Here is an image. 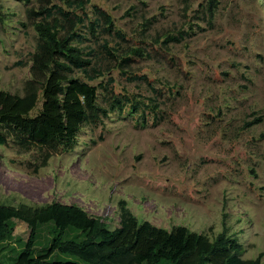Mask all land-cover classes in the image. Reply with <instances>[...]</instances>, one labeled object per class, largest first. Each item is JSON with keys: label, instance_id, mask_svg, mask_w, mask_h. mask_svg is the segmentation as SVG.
Instances as JSON below:
<instances>
[{"label": "rangeland", "instance_id": "rangeland-1", "mask_svg": "<svg viewBox=\"0 0 264 264\" xmlns=\"http://www.w3.org/2000/svg\"><path fill=\"white\" fill-rule=\"evenodd\" d=\"M209 1L53 0L83 18L77 44L102 74L72 75L95 86L104 112L44 166L39 146L7 132L0 203L77 204L114 229L124 200L139 222L233 234L264 264V0ZM36 2L0 0V90L22 95L30 78ZM41 107L39 97L29 115ZM29 233L14 220L15 238Z\"/></svg>", "mask_w": 264, "mask_h": 264}, {"label": "trees", "instance_id": "trees-1", "mask_svg": "<svg viewBox=\"0 0 264 264\" xmlns=\"http://www.w3.org/2000/svg\"><path fill=\"white\" fill-rule=\"evenodd\" d=\"M61 1L83 9L87 0ZM36 3L28 10L37 35L30 78L22 95L0 90V146L6 143L7 132L15 131L27 148L43 150L44 166L53 154L72 150L80 129L98 122L104 109L96 102L95 86L72 75L81 71L93 79L102 74L92 65L90 53L77 44L76 28L83 18L53 0ZM97 13L110 31L111 17L103 10ZM139 51L130 48L120 64ZM39 97L42 107L30 116ZM14 220L29 228L27 240L14 237ZM4 250L7 254L0 256V264H261V253L243 257L245 248L233 234L222 231L210 239L184 225L166 229L147 220L139 222L124 200L119 202V226L114 229L77 204L0 203V251Z\"/></svg>", "mask_w": 264, "mask_h": 264}]
</instances>
